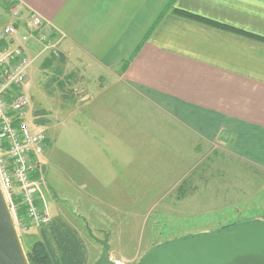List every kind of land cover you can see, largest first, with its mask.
Masks as SVG:
<instances>
[{"label": "crops", "instance_id": "crops-1", "mask_svg": "<svg viewBox=\"0 0 264 264\" xmlns=\"http://www.w3.org/2000/svg\"><path fill=\"white\" fill-rule=\"evenodd\" d=\"M7 1L0 0V25L14 21ZM19 1L18 37L32 11L50 23L45 35L59 55H39L36 40L26 50L42 66L54 63L59 81H52L66 89L64 98L75 96L79 127L91 134L99 160L94 181L107 182L101 166L109 159L115 168L116 160L124 168L141 160L138 166L145 151L161 155L162 164L163 152L184 137L229 136L238 156L264 170V0Z\"/></svg>", "mask_w": 264, "mask_h": 264}, {"label": "rangeland", "instance_id": "rangeland-1", "mask_svg": "<svg viewBox=\"0 0 264 264\" xmlns=\"http://www.w3.org/2000/svg\"><path fill=\"white\" fill-rule=\"evenodd\" d=\"M4 19L0 17V23ZM42 60H33L25 91L30 102L28 121L46 119L38 125L29 122L33 131H42L48 138L39 172L44 206L51 220L61 218L77 230L87 247V264H94L103 250L89 229L100 239L108 233L113 261L135 264L158 244L264 221V170L238 156L229 136L211 142L181 138L179 148L170 151L174 156L163 152V166L161 155L157 159L155 153L145 151L142 162H146L138 166L141 160L125 168L120 161L116 160L115 168L109 164L112 159L106 160L101 168L107 182L94 181L97 177L93 178L91 168H98L99 160H93L97 152L91 134L79 127L84 121L79 104L75 96L64 98L69 95L66 89L56 78L52 81L54 76L59 81L54 63L42 66ZM192 146L197 149L191 150ZM166 157L172 159L169 166ZM162 169L172 174L159 173ZM120 170L126 174L118 177L115 172ZM12 214L27 253L41 237L42 225Z\"/></svg>", "mask_w": 264, "mask_h": 264}, {"label": "built area", "instance_id": "built-area-1", "mask_svg": "<svg viewBox=\"0 0 264 264\" xmlns=\"http://www.w3.org/2000/svg\"><path fill=\"white\" fill-rule=\"evenodd\" d=\"M7 8L14 21L0 25V187L16 218H22L18 211L24 206L27 218L44 225L51 219L39 172L48 138L42 131H33L27 119L30 102L25 85L34 59L26 49L36 40L39 55H59L58 43L48 40L45 34L50 23L35 11L24 18L25 33L18 37L25 6L19 0H8Z\"/></svg>", "mask_w": 264, "mask_h": 264}, {"label": "water", "instance_id": "water-1", "mask_svg": "<svg viewBox=\"0 0 264 264\" xmlns=\"http://www.w3.org/2000/svg\"><path fill=\"white\" fill-rule=\"evenodd\" d=\"M89 232L103 246L94 264H118L110 258L108 233L100 239L91 229ZM0 264H30L1 187ZM135 264H264V221L246 222L161 243L149 249Z\"/></svg>", "mask_w": 264, "mask_h": 264}, {"label": "trees", "instance_id": "trees-1", "mask_svg": "<svg viewBox=\"0 0 264 264\" xmlns=\"http://www.w3.org/2000/svg\"><path fill=\"white\" fill-rule=\"evenodd\" d=\"M175 11L184 16L209 22L219 27L228 28L225 25L182 9H175ZM19 202L20 201H18V203ZM18 214L21 217H26L24 206L19 208ZM40 229L41 237L32 244L27 252L30 264H87L88 253L86 244L79 236L77 230L66 221L61 218H55L50 220L47 224L42 225Z\"/></svg>", "mask_w": 264, "mask_h": 264}, {"label": "flooded vegetation", "instance_id": "flooded-vegetation-1", "mask_svg": "<svg viewBox=\"0 0 264 264\" xmlns=\"http://www.w3.org/2000/svg\"><path fill=\"white\" fill-rule=\"evenodd\" d=\"M42 120H44V119H42ZM29 122H30L32 125H38V124H40V123H43L44 121H41V119H37V118H32V117H30Z\"/></svg>", "mask_w": 264, "mask_h": 264}]
</instances>
